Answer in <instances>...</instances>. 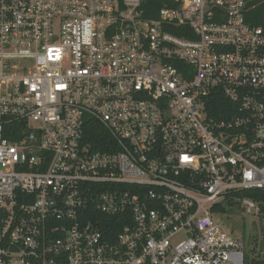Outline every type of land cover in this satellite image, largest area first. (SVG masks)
Segmentation results:
<instances>
[{
	"label": "built area",
	"instance_id": "2783aa9c",
	"mask_svg": "<svg viewBox=\"0 0 264 264\" xmlns=\"http://www.w3.org/2000/svg\"><path fill=\"white\" fill-rule=\"evenodd\" d=\"M170 1L0 0V264H245L211 208L261 214L264 28Z\"/></svg>",
	"mask_w": 264,
	"mask_h": 264
},
{
	"label": "trees",
	"instance_id": "16d2710c",
	"mask_svg": "<svg viewBox=\"0 0 264 264\" xmlns=\"http://www.w3.org/2000/svg\"><path fill=\"white\" fill-rule=\"evenodd\" d=\"M171 4L170 0H142L140 10L142 11V16L144 18H156L160 7L164 4ZM245 20L254 26H261L264 28V0H251L247 6V9L244 14ZM178 34V31H173ZM226 106H232L231 102H229L223 95H218L211 100L206 102L207 110L212 111L213 109L219 111L224 109ZM214 111L211 113L212 116H224V113H220ZM92 129L96 133V136H106L104 129L97 123L92 124ZM238 196H248L255 201H257L260 206V213L264 215V190H246L240 193H237ZM234 201L230 199H225V202L217 203L212 208V212L223 211L224 207H235ZM245 264H264V257L259 255H255L253 252L251 256L245 258Z\"/></svg>",
	"mask_w": 264,
	"mask_h": 264
},
{
	"label": "rangeland",
	"instance_id": "374dc122",
	"mask_svg": "<svg viewBox=\"0 0 264 264\" xmlns=\"http://www.w3.org/2000/svg\"><path fill=\"white\" fill-rule=\"evenodd\" d=\"M212 219L234 237L243 241L241 251L245 258L253 252L264 257V215L247 214L236 207L216 211Z\"/></svg>",
	"mask_w": 264,
	"mask_h": 264
}]
</instances>
